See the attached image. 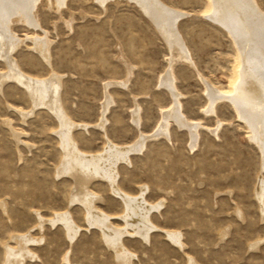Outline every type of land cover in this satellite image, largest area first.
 I'll return each instance as SVG.
<instances>
[{"label":"rangeland","instance_id":"rangeland-1","mask_svg":"<svg viewBox=\"0 0 264 264\" xmlns=\"http://www.w3.org/2000/svg\"><path fill=\"white\" fill-rule=\"evenodd\" d=\"M162 1L188 15L178 28L197 70L182 62H176L173 70L183 113L202 127L191 148L188 132L171 123L169 139H148L141 151L131 154L129 164L118 166L123 192L133 196L143 192L148 204L161 206L150 212L154 228L148 241L122 237L132 255L129 264H264V213L256 195L258 179L264 177L261 152L230 102H219L213 114L203 112L209 101L201 77L216 90L233 93L242 67L240 50L226 30L204 17L212 10L211 0ZM257 1L264 8V0ZM66 4L57 11L38 3L41 28L23 22L13 25L21 38L46 32L51 41L49 64L26 40L14 53L19 66L37 76L51 70L62 75L64 111L88 126L72 130L79 149L95 153L106 137L127 144L138 138L139 130L151 133L172 106L168 90L159 84L170 56L164 37L133 3L111 1L106 8L95 0ZM123 61L132 69L129 83L106 88L107 81L125 79ZM3 64L0 60V70ZM106 93L113 103L102 129L94 124L101 118ZM134 97L141 108L138 129L130 117ZM27 107L32 105L20 86L12 82L2 86L0 264H118L100 230L87 224L77 202L71 203L70 177L57 174V119L45 108H35L23 118L16 109L29 111ZM218 121L222 124L214 133ZM11 129L20 133L19 142ZM88 187L99 196L97 208L123 227L124 205L110 186L94 178ZM67 210L78 228L73 239L55 221L56 214ZM165 231L180 233L181 244L167 238ZM25 235L22 258H10L6 250L19 251L16 238Z\"/></svg>","mask_w":264,"mask_h":264},{"label":"bare ground","instance_id":"bare-ground-1","mask_svg":"<svg viewBox=\"0 0 264 264\" xmlns=\"http://www.w3.org/2000/svg\"><path fill=\"white\" fill-rule=\"evenodd\" d=\"M66 1L0 0V60L4 63V69L0 70V89L4 84L12 82L25 91L32 107H29V111H22L21 109L18 110L15 108L23 118L31 114L35 108H45L57 119L55 120L58 121L59 127L57 125L58 130H55L58 135L57 137H59L57 143L60 142V148L58 146L60 159L59 164L57 163V174L66 175L72 181L71 203L77 202L85 214L87 224L89 226H95L100 230L104 243L114 251L115 261L118 264H129L132 255L124 247L122 237L125 235L137 236L144 241H148L150 231L154 228V225L150 221V212L153 208L157 211L160 204L155 206L148 204L143 199V192L137 196L123 192L118 186V166L120 163L129 164L131 154L141 151L145 147L148 139L154 137L169 139V126L171 123L176 124L179 129L182 128L188 132L187 134H189L191 140V148L196 145L198 129L202 127L200 122L189 119L183 113L182 103L180 101L182 93L176 85V77L173 70L176 62H182L197 70L196 63L178 28L179 21L188 15L186 12L167 5L162 0H95L102 8H106L108 2L111 1L116 3L126 1L135 4L154 25L155 29L159 31V34L164 37L167 43L166 46L169 48L170 56L167 58L168 68L159 84L168 90L172 98V106L169 110L162 113L160 124L151 133L146 134L139 130L138 138L127 144L114 143L106 137L99 151L89 153L79 149L77 146L78 143L76 144L73 138L72 130L74 128L83 127V129H86L87 125L71 120L68 113L66 114L64 111L61 101L62 75L53 70L46 76L33 75L24 71L14 57L17 49L22 44L25 45L26 40H30L31 46L28 47L39 54L48 64L50 63L51 41L46 36V32L43 33L44 36H34L31 34L21 38L14 32L13 25L18 22H23L22 24L25 23L24 25L27 24L34 29L41 28L39 18L37 17L38 3H45L50 9L60 11V9L67 5ZM211 1L213 5L212 10L204 17L229 33L240 50L242 67L239 71L240 75H238V77L240 76L239 80H237L238 82L233 88V93L220 92L201 77L206 85L207 100L209 101V106L203 112L207 115L213 114L219 102H230L237 110L239 119H242L246 124L250 134L248 138L251 142H254V145L256 144L255 146L261 152L262 161H264V8L261 7L257 0ZM45 61L44 63H46ZM123 62L126 65L127 71L125 79L122 81H107L106 88L107 86L114 87V85L125 87L129 83L132 69L125 61ZM133 100L135 106L131 110L130 117L132 119L131 122L138 129L141 122V108L135 97ZM111 103H113V98L110 94L106 93L105 99L101 104V118L94 126L97 125L99 128H104L107 121L106 114L110 110ZM221 124L222 121H218L217 127L215 129L213 128L212 131L215 133ZM10 131H12L13 138L19 142L20 133L12 129ZM263 168L262 170H264ZM94 178L105 181L110 186L113 194H116L122 201L120 204L122 206L123 203L124 211H120L123 212L120 215L122 219H120L123 220V227L120 228L116 224H113L110 221L109 215L101 212L95 205V200L99 196L88 187ZM256 195L259 200L258 204H260L261 212L264 213V204L262 201L264 196V177L262 176L258 179ZM55 221L61 222L63 227L66 228V233L70 239H73L76 233H78V228L73 223L68 210L67 212L64 211V213L56 214ZM156 230L154 229V231ZM165 232L167 238L177 244H181L180 233L174 231ZM16 239L18 240L19 251H15V249L10 247L6 251H8L10 258L19 260L22 258V254H24V243L28 239V236L17 237Z\"/></svg>","mask_w":264,"mask_h":264}]
</instances>
